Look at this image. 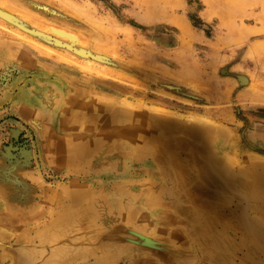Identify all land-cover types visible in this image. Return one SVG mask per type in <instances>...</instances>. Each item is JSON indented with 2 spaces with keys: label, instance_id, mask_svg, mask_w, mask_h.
Segmentation results:
<instances>
[{
  "label": "rangeland",
  "instance_id": "1",
  "mask_svg": "<svg viewBox=\"0 0 264 264\" xmlns=\"http://www.w3.org/2000/svg\"><path fill=\"white\" fill-rule=\"evenodd\" d=\"M117 110L129 115L101 124L100 111ZM163 122L178 127L167 139L204 131L211 157L233 174L264 168V0H0V177L13 173L17 199L30 202L25 222L6 223L21 213L6 214L0 188V240L10 244L0 243V260L12 264L24 231L57 218L73 191L105 195L112 227L136 231L115 240L117 264H179L162 247L169 239L197 250L190 212L152 198L170 191L161 162L135 158L136 134ZM106 136L119 142L113 156L73 159L74 144ZM219 205L264 226V211L241 196ZM257 259L240 249L232 261Z\"/></svg>",
  "mask_w": 264,
  "mask_h": 264
},
{
  "label": "bare ground",
  "instance_id": "2",
  "mask_svg": "<svg viewBox=\"0 0 264 264\" xmlns=\"http://www.w3.org/2000/svg\"><path fill=\"white\" fill-rule=\"evenodd\" d=\"M182 27L188 29L185 23ZM257 49L255 47V51ZM100 113L105 117V120H101L104 126L120 123L123 116L129 115L126 110H117L110 114L106 111ZM176 125L163 122L157 124L161 131H142L136 134L139 144L135 158L142 160L152 157L158 160L171 178L170 187L164 190L170 191L165 196L158 194L157 199L152 195L154 201L175 202L177 207L186 209L192 216L191 232L196 240L197 250L187 251L183 241L172 239L167 244L162 242V247L179 264H195L194 256L198 255L207 264H234L233 256L240 249H246L251 256L257 257L256 264H264V226L249 211L226 214L219 205V200L241 196L248 204L247 210L258 208L264 211V168L257 169L251 175L233 174L223 163L211 157L204 131L191 130L192 138H188L189 140L164 138V135H172V132L177 131ZM118 144L115 137H99L74 144L72 156L77 162L88 163L96 160L100 163L113 156ZM193 175L196 176L195 180ZM132 187L136 191L137 186ZM0 188L9 198L10 206L6 214L15 211L21 213L20 218L3 219L4 222H25L29 217L25 210L30 208V202L26 200L24 204L17 199L18 192L14 191L15 175L9 173L0 177ZM197 192L207 198L198 197ZM70 197V202L59 211L58 217L36 230L34 236H30L32 231H24L25 240L13 246L15 256L12 264H79L80 261L90 259L95 264H117L115 261L120 247L115 240H126L128 234L135 235L136 231L128 228L117 230L112 227L114 216L105 195L73 191ZM208 198L213 200L209 201ZM137 217L138 213L134 211L126 217L131 227H134ZM238 232L243 234L240 243L233 236V233ZM86 239L89 243L84 241ZM99 240L103 241L100 246L92 244ZM3 242L1 244L10 247L7 241ZM54 243L60 244L50 251ZM2 263L5 264L0 260V264Z\"/></svg>",
  "mask_w": 264,
  "mask_h": 264
}]
</instances>
